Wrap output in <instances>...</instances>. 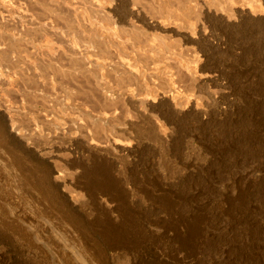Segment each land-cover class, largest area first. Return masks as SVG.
Listing matches in <instances>:
<instances>
[{
    "label": "rangeland",
    "instance_id": "rangeland-1",
    "mask_svg": "<svg viewBox=\"0 0 264 264\" xmlns=\"http://www.w3.org/2000/svg\"><path fill=\"white\" fill-rule=\"evenodd\" d=\"M11 1L3 5L14 23L0 25L1 38L32 18L41 23L13 44V61L0 57V113L31 145L56 142L74 160L59 162L80 172L72 208L86 222L62 224L10 169L15 152L0 147V190L12 207L0 210L9 238L0 264H56L53 253L80 264L71 246L98 264L89 237L111 264H264V0ZM48 19L57 28L44 26ZM47 32L53 50L76 38L92 65L78 69L73 58L61 66L52 54L47 66ZM122 62L134 64L132 74ZM92 127L96 139L129 143L128 153L112 160L90 151L82 136Z\"/></svg>",
    "mask_w": 264,
    "mask_h": 264
},
{
    "label": "bare ground",
    "instance_id": "bare-ground-1",
    "mask_svg": "<svg viewBox=\"0 0 264 264\" xmlns=\"http://www.w3.org/2000/svg\"><path fill=\"white\" fill-rule=\"evenodd\" d=\"M12 1H14V0H12ZM102 3H104V2H102ZM3 4H5L4 3V0H0V25H2V26L5 25V27H6L7 26L6 23L9 22V21H7V20H9V18L7 19V17H6V13H8L7 12L8 10L5 8V6ZM99 5H101V3ZM95 6L98 7V5H95ZM96 8L94 10H96ZM164 12H167V11H164ZM170 12H169V14L170 15H173V12L171 10H170ZM184 12H182V13H184ZM98 13H100V11H98ZM139 13L140 12L137 11L136 12V15H139ZM170 15H168L166 17L169 18V17H171ZM9 16H11V15H9ZM135 17H137V16H135ZM172 17L174 18V16H172ZM178 17H175V18H178ZM14 18L15 17H13L12 19H14ZM24 18L25 19L26 18L29 19L27 16L24 17ZM179 18H181V17H179ZM16 19L17 18H15V20ZM32 19H30L29 21H26L24 23L17 22V23H21V24H17L16 23L18 25L16 27V29H15V26H13L11 24L14 27L15 30L12 27V29L14 31L13 32L12 31H9L10 34L9 35L7 34L8 35V38L7 39H4V38H1L0 37V57L3 60L6 59L8 62L11 61V60L13 61V58H14V56L16 54V49L13 48V44L14 43H18L19 40H20V38L22 36L23 37L29 36L30 35L29 34L30 32H28L29 29H34V28L38 27L37 25H40L41 22L40 23H37L36 22L37 20L36 21H33ZM19 20L22 21L21 19H19ZM48 20H50V21H46V23L44 22L43 25L46 26V27L47 26L48 27L50 26L51 28H53V26H55V25L52 24V22H54V20L53 21H51V19H48ZM175 20H178V19H175ZM13 21H11V19H10V22L9 23H11ZM56 22L58 23V21H56ZM131 22H133V21H131ZM58 28H60V27L58 26ZM44 29H47V28H44ZM3 30L5 31V29H3ZM8 30L6 32H8ZM54 30H56V29H54ZM44 32H45V30H44ZM44 32H43V34H44ZM38 34L34 35V37L37 36ZM50 34L51 33H48L47 32V34H45L46 36L44 38H41V39H43V40H41V42L43 41L42 42V45H44L46 47V49H47V47L50 48V49L48 48L49 50L48 49L46 50V52L48 53V55H46L47 54L46 52L44 53L45 56L47 57L46 60L48 61L47 62L48 63L47 66L51 67L50 65H55L54 64V61H53L54 59H53V55L52 54L55 55L54 57H56V59L58 60V63H62L61 66H65V64L70 63L71 59L73 60V58L75 60V67L78 68V69L89 68L92 65L89 61H87V60L84 59V52L85 51H84V49H81L82 48L81 47L82 44L80 45V42H77L76 38L74 40H71L70 43L68 42L69 44H68V48L67 49H65L66 48V44H64L63 42H60V46L57 47L58 50L57 49L56 50H53V46L51 44V40H53V39L50 40V38L47 37V36L51 37L52 35L50 36ZM30 37H32V33H31ZM38 37H36V38H38ZM51 38H53V36ZM70 38H73V36L70 37ZM25 39H27V38H25ZM7 40L10 41V42H12V43L7 44V47H6V41ZM39 42H40V40H39ZM42 45H41V47H42ZM45 56H44V59L46 58ZM42 57L43 56H41V58ZM40 61H42V60H40ZM42 62H43L42 64H44V61H42ZM119 62H120V60H119ZM73 63H74V61H73ZM122 65L124 67V71H127L130 74L133 73L132 72V70L134 68V64L133 63H128V62L127 63L126 62L123 63L122 62ZM61 66L59 67L60 68L59 70L56 69L57 72H58V75L61 72H63V70H61ZM97 68H99V67H97ZM42 71H44V67L42 68ZM59 71H60V73H59ZM97 71H98V69H97ZM101 75H103V73ZM101 75H100V77H101ZM100 80H101V78H100ZM104 80H105V77H104ZM79 81H80V79H79ZM50 85H51V88L53 89V86L54 85H53V81L52 80H50ZM106 86L107 85H105V87ZM107 88H108V86H107ZM120 88H122V87H120ZM108 92L110 94H114V91H113V89H110V86H109ZM117 92H119V91L117 90ZM154 94H155L154 91L148 92V95L153 96ZM124 95H125V98H124L125 99V103L129 106V108H132V106H133V102L132 101H134L133 100V97H132L133 95L130 92H128V93H126ZM185 106H186V104H185ZM183 107H184V101L183 100H179V101H175V102L172 101L171 102V110L173 112H176L177 110H181ZM112 115H113V113L110 112V116L111 117H112ZM104 116L105 115L100 114V113L96 114V118H98V119H100V118L104 119ZM12 118L13 117L11 115H9L6 111L3 114L0 113V147H2V148H5L6 147L5 149H7V153H9V155H10V153L15 152V154L12 155L13 156V159H12L11 156L10 157H11L12 160L9 159V161H11L10 162L11 164H9L10 165V169H14V171L16 170L15 172L20 171V172H18V174H19V178L21 179V182H22L21 185L23 183H25V184L29 185L33 190H35L40 195L41 202L44 201V202H46V205L47 204L50 205V207H49L50 210H51V206L54 207V210L55 209L58 210L57 212H58V214H60V216L62 218V219H60V221H61L62 224L63 223L64 224L67 223L69 225L70 224L71 225H75L76 226L75 228H77V229L78 228H81L79 226L84 224V221H85L84 219L85 218L83 217L82 213H80L78 211V207H77V209H73L72 208V205L73 204H78V200L82 196V194H80V193L77 194L76 193L77 195H75L74 192H73L74 190L71 187L72 185H75V180L80 177L79 176L80 175V172L78 170H70V168H68L67 165L66 166H63L59 162V160L61 159V160H64L65 161V164L67 162L69 166H72L74 160L71 161V157H70L69 154H63V153L61 154V153H59L61 151V148L60 147H56L55 145H52L53 143H56V142H53L49 146L48 150H46V147H40L39 144L31 145L28 141H26L24 139L23 134H22V131L18 127H16V125H15L14 121L12 120ZM58 121L59 120H55L54 124L61 126L62 125L61 122L60 121L58 122ZM150 125L154 129V131H155L156 128L151 123H150ZM95 128H97V127H95ZM91 129H92L91 131L90 130H87L86 133L84 134V136H82V139L85 142L86 147L90 151L91 150H95V151H98V152H103L105 157H109L112 160H116L117 158H120V156H119V153L120 152L128 153V151H129L128 148L130 147V144L129 143H125L124 141L116 142L113 139H109V138H105V140H103V141L102 140H99V139H96L95 138L96 136L94 137L93 134L90 133V132H97V131L94 130L93 127ZM35 148L36 149H39V151H37ZM8 149H9V151H8ZM27 162H29V163H27ZM5 165H7V164H5ZM59 171L62 172V173L63 172H67V175L70 178V181H69V184L68 185H66L65 182H64L65 181V177H58V174H59L58 172ZM21 193H23V192H21ZM5 197H6V191L5 190H0V210L1 209H4L5 211H9L12 208L11 207V203H8L7 200L5 199ZM71 202H73V203H71ZM43 204H45V203H43ZM102 206L103 207H106V206H109V205L107 204V201H106V203L104 202V204H102ZM47 209H48L47 207L44 209L45 213L48 211ZM45 213L44 214L41 213V217H43L44 219H46V216H47ZM13 218H14V216H13ZM22 218L23 217H21V215L20 216L19 215L15 216V219H16V221L18 223L19 222L21 223V221H23ZM20 223H19V226H20ZM15 225H17V223ZM23 225H26V224H23ZM22 226H20L18 228L20 229ZM18 228H16V229H18ZM21 229H20V231H22ZM83 229H85V228H82V230ZM84 236L86 237V235H84ZM61 237L64 238V236L62 234H61ZM8 239L9 238H8V235H7V231H5V232L4 231H0V246H1L0 248H4L6 245L9 244ZM89 240L92 242V244H95L97 246V252H96V254H94L92 256V260L93 261H96L98 264H111L112 258L110 256H108V254L106 253L105 250H102L101 249V247H100L101 245H99L98 242L94 238L89 237V239L87 240V242ZM71 247H72L73 252H74L73 253V257L75 258V260L78 261V263H80V264H88L87 263L88 259L86 257L87 251L84 248H82V246L81 247L79 246L78 248H75V246H71ZM145 249L148 250V254L147 255L151 256L150 255L151 249L149 247L148 248H145ZM52 250L53 249H51V252H52ZM54 255L57 256V257L54 258V260L56 258H58V261H56L58 264H67L66 261L69 262L68 260H66L64 258V256H63L62 253H53L51 255L52 258L54 257ZM156 257L158 258V255L155 256V260L158 261V259Z\"/></svg>",
    "mask_w": 264,
    "mask_h": 264
}]
</instances>
